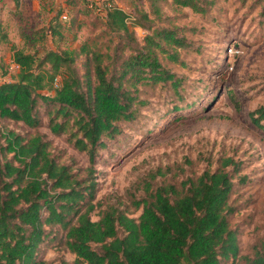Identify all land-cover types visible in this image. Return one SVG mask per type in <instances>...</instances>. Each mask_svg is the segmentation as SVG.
Masks as SVG:
<instances>
[{"label": "trees", "instance_id": "trees-1", "mask_svg": "<svg viewBox=\"0 0 264 264\" xmlns=\"http://www.w3.org/2000/svg\"><path fill=\"white\" fill-rule=\"evenodd\" d=\"M12 1L19 8L21 0ZM68 1H81L86 11L96 10L114 46L111 52L109 43L86 40L79 47H61L64 39L70 40L64 30L82 25L77 13L66 21L62 17L69 16L57 11L41 29L21 30L24 42L33 46L14 48L17 75L0 82V120L23 122L28 128L22 134L0 127V264H54L43 257L44 246L60 230L61 240L76 256L73 264L236 262L241 231L231 223L240 210L233 195L246 176L236 180L241 165L233 157H223L215 169L209 162L199 175L179 183L152 188V180L165 175L159 168L143 181L147 196L132 201L141 209L137 218L111 206L94 220L92 212L100 204L95 203V177L80 179L40 130L46 117L51 133L66 134L93 165L121 124L135 121L150 104V94L171 88L181 96L183 77L168 65L188 66L181 53L197 50L185 35L194 29L176 25L165 5L189 7L209 18L216 0H145L147 7L136 4L132 14L110 2ZM257 1L263 2L264 16V0ZM131 17L146 30L142 39L130 25ZM49 37L56 48L37 44ZM72 37L77 38L76 32ZM8 40L0 19V44ZM1 68L0 61L3 75ZM250 116L264 130V105ZM243 259L244 264H264V239Z\"/></svg>", "mask_w": 264, "mask_h": 264}, {"label": "rangeland", "instance_id": "rangeland-1", "mask_svg": "<svg viewBox=\"0 0 264 264\" xmlns=\"http://www.w3.org/2000/svg\"><path fill=\"white\" fill-rule=\"evenodd\" d=\"M104 1L122 7L128 14L134 13L136 4L147 7L145 0H99V3ZM72 2L37 0L31 5V13H25L26 9L16 11L10 0L3 6L0 4L3 10L0 17L9 34V40L0 44L4 72L1 75L0 71V82L11 81L17 75L18 68L12 60L14 48L33 46V42H24L21 30L29 33L41 29L57 11L69 16L62 17L66 21L70 14L77 13L82 24L79 27L76 23L74 31L64 30L70 40L64 39L61 47H79L89 40L111 44L112 52L114 44L111 36L104 33L101 15L96 10L86 11L81 1ZM165 11L175 16L176 25L194 29L187 30L185 35L197 50L181 53L188 66L168 65L173 73L183 77L181 96H176L171 88L162 94L159 90L150 94V104L135 121L121 124V131L99 151L93 165L88 154L76 149L66 134L51 133L45 126L46 117L40 130L47 133L56 152L73 166L80 179L95 177V203L100 204L92 212L94 220H99L102 211L111 206L137 218L141 209L132 201L147 196L143 181L159 168L165 175L152 180V188L166 182L179 183L199 175L209 162L215 169L223 157H233L241 165L236 180L239 175L246 176V183L233 195L240 210L231 222L241 231V251L236 262L228 260L225 264H244L243 257L253 254V245L264 239V130L250 116L252 110L264 105L263 2L216 0L209 18L189 7H174L170 2ZM128 21L142 39L146 30L133 17ZM74 32L77 38L72 41ZM37 44L56 48L50 37ZM109 44L102 47L103 51L109 49ZM83 60L78 59V66ZM0 127L22 134L28 131L23 122L11 119H1ZM63 233L58 231L44 246L43 257L54 264H73L76 256L61 240Z\"/></svg>", "mask_w": 264, "mask_h": 264}, {"label": "crops", "instance_id": "crops-1", "mask_svg": "<svg viewBox=\"0 0 264 264\" xmlns=\"http://www.w3.org/2000/svg\"><path fill=\"white\" fill-rule=\"evenodd\" d=\"M12 3L13 1L10 0ZM37 0H21V3H20V6L19 8H15L14 7V3H13V8L16 10V11H19V10H24L26 9V12L25 13H31L33 12V10H31V5H34V3L36 2ZM6 0H3V1H0V4L3 6V3H5ZM39 4V3H38ZM1 10L0 9V13H1ZM0 19L2 20V18L0 17Z\"/></svg>", "mask_w": 264, "mask_h": 264}, {"label": "built area", "instance_id": "built-area-1", "mask_svg": "<svg viewBox=\"0 0 264 264\" xmlns=\"http://www.w3.org/2000/svg\"><path fill=\"white\" fill-rule=\"evenodd\" d=\"M66 15H64V17H65ZM15 65H16V68H18L19 69V66L16 64V63H14Z\"/></svg>", "mask_w": 264, "mask_h": 264}]
</instances>
